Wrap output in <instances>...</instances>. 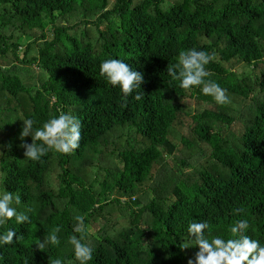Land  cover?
<instances>
[{
    "label": "trees",
    "instance_id": "16d2710c",
    "mask_svg": "<svg viewBox=\"0 0 264 264\" xmlns=\"http://www.w3.org/2000/svg\"><path fill=\"white\" fill-rule=\"evenodd\" d=\"M192 48L215 54L205 79L230 103L171 80L167 65ZM110 58L144 73L140 100L125 104L100 76ZM0 109L15 130L0 139V193L32 209L30 223L0 226L18 237L0 246V264H79L76 215L88 264H187L197 249L179 247L193 221L227 239L247 219L264 245V0H0ZM60 112L81 121L79 148L26 159L22 120L39 128ZM177 155L190 172L170 168ZM57 227L60 243L37 249Z\"/></svg>",
    "mask_w": 264,
    "mask_h": 264
},
{
    "label": "clouds",
    "instance_id": "9594fccd",
    "mask_svg": "<svg viewBox=\"0 0 264 264\" xmlns=\"http://www.w3.org/2000/svg\"><path fill=\"white\" fill-rule=\"evenodd\" d=\"M215 59V54H210L195 48L181 51L178 61L175 64L167 65V73L172 81H178L179 87L190 90L199 87L202 94L212 96L219 105L230 103L226 90L212 80H206L210 75L206 65ZM99 74L104 77L108 84L118 87L124 98L136 92L135 99L140 100L141 94L137 91L145 83L144 73L133 70L132 67L119 58H110L101 62ZM19 138L23 143L20 147L24 149V157L30 161H41V158L54 151L59 154L69 155L79 148L81 141V121L70 113L60 112L45 121L41 127L34 128L36 121L24 119ZM31 137V143L25 141V137ZM3 145L0 144V148ZM10 148L11 145L9 144ZM21 198L19 194L4 191L0 193V226L5 225L9 220L15 219L18 224L30 223L28 212L19 211L13 205H19ZM243 209H234L235 213H241ZM76 221L72 226L73 235L68 238V243L73 246L75 260L79 264H88L93 258V249L86 242L88 229L85 225V217L76 215ZM207 221H193L188 225V235L192 239L191 244L180 246L181 252L189 248L197 250L187 259V264H264V245L259 240L246 235L250 228L247 219L236 220L230 226L231 236L227 239L213 237L208 239L205 231L209 229ZM59 227L45 238L42 242H36L37 249L43 251L47 244L58 245L60 243L56 233ZM18 239L14 230L8 229L0 234V246L10 245ZM50 264H64L57 258L50 261Z\"/></svg>",
    "mask_w": 264,
    "mask_h": 264
},
{
    "label": "rangeland",
    "instance_id": "374dc122",
    "mask_svg": "<svg viewBox=\"0 0 264 264\" xmlns=\"http://www.w3.org/2000/svg\"><path fill=\"white\" fill-rule=\"evenodd\" d=\"M31 67H33V66H31ZM33 70H34V72L38 71L37 66H34ZM22 72L25 74L27 73V71H25V70H22ZM31 72H29V74H27V75H31ZM192 105L194 106L195 110L200 108L199 105H197V104L194 105L192 103ZM0 113H1V109H0ZM0 118H1V121H0V139L11 137L14 134L15 130L10 125H6L5 122L7 119L5 118V115L3 116L1 114ZM228 128H229L228 126L224 125V130H228ZM235 128H236L235 124H231V129H235ZM186 135H188V134H186ZM1 149L2 148H0V151H1ZM179 158H180L179 155L167 158V160L170 164V168L171 169L179 168V169H181L182 172H190V170H191L190 167L188 168L187 165H182L181 161L178 160ZM186 161L190 162V159L186 158ZM191 164L193 165L194 162L191 161ZM90 231H93V227L90 229Z\"/></svg>",
    "mask_w": 264,
    "mask_h": 264
}]
</instances>
